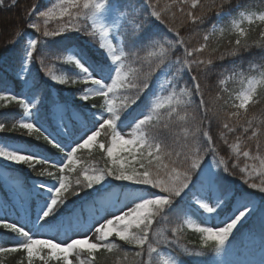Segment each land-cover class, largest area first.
Instances as JSON below:
<instances>
[{
    "label": "snow or ice",
    "instance_id": "obj_1",
    "mask_svg": "<svg viewBox=\"0 0 264 264\" xmlns=\"http://www.w3.org/2000/svg\"><path fill=\"white\" fill-rule=\"evenodd\" d=\"M180 2L190 3L192 9L197 7L201 9L198 13L192 10L184 13V8L180 9L181 13H184L193 23L203 22L212 9H216L218 15H223L221 7L215 3V0H211V3L206 5H199L198 0H180ZM143 7L148 9V13L139 21L132 22L133 38L143 39L144 46L152 48L147 57L148 71H143L142 67H133L140 58L130 59L123 48L118 50L112 43L103 42L99 43L98 47L104 53L105 60L95 65L89 64L80 52H71L72 46L62 50L70 53L65 60L68 66L75 67L78 79H71L66 74L57 75L44 65L43 60L40 61L45 76L51 82L59 85L83 84V89L78 90L77 93L80 101L88 102L90 98H100L102 103L97 112H84L67 102L52 99L46 106L49 119L41 122L40 112L42 108H45L44 97L38 81L31 77V65L34 62V55L38 52V46H45L49 38L62 36L69 30L81 31V28L75 26L73 16L79 19L83 15L86 19H91L93 31L86 34L90 38L95 36V29L99 26L103 39L104 35L110 32L109 26L105 23L107 19L105 13L110 10V0H63L58 6L53 5L47 11H40L38 16L44 18L45 25L54 17L60 19L68 17V23L61 24L57 31H49L45 26L42 42L35 36L30 35L26 38L21 49L20 66L16 73L21 93L14 94L0 82V101L16 102L23 112V117L12 124L11 130H21L29 137L34 136L36 140L42 138L61 154L58 160L50 161L47 156L39 152H29L23 147L0 143V159L12 164L26 165L36 172L37 176H46L51 180L50 185L37 182L24 192L26 201L30 202L33 197L36 198V216L33 221L36 227L40 229L45 226L52 227L51 222L57 220L61 206L68 199L67 194L75 196L82 190L93 189L96 186H100L101 195L98 198L100 208L106 210L114 207L116 201L106 198V190L103 188L109 178L113 181L129 182L132 190L126 193V198H130L131 206L126 205L127 210H121L118 214L108 213L101 220H96L92 214L89 222L82 221L80 213L74 211L67 218L57 221L55 227L57 231L63 229L65 233L75 230L76 234L82 238L68 237L67 240L59 242L56 237L43 238V233L37 236L26 231L24 227L9 223L5 218L0 217V226L4 230L17 234V242L13 246H0V253H23L26 256V264H37V261L39 264H53V262L72 264L73 256L77 258L78 264H96L98 252L118 251L119 244L122 242L138 249L135 252L138 258L142 257L146 249L149 259L147 261L139 259L138 264H150L153 254L159 256L160 264H180L179 258L171 251L160 255L173 243H176L188 255H203L201 251L193 253L191 249L179 242L180 226L171 229L177 237L173 241L165 234L166 229L154 228V225L160 224V221L173 210L178 211L182 216H190L195 211L199 217H203L200 224L207 225L213 216L221 213L227 201L232 198L231 190L224 189L219 180L221 171L231 174L227 161L219 155L213 138L207 130L202 132L205 146H201L198 134L202 131L200 127L202 121L186 111L193 102L191 99L193 91H190L187 86L180 87L179 91L176 90L179 81L183 79L184 72H188L192 80V89L200 94L201 85L198 76L192 75V66L195 65L196 72H202L204 70L201 69V64L206 68L213 64V58L210 56L205 61L189 59L193 53H202L207 48L206 44L197 49L185 47L183 59L173 58V50L184 45L183 38L179 36L177 29L169 24H165V27L168 32L174 33V39H169L167 33L151 32L152 23L164 24L165 17L162 11L157 10V7L151 3V0H143ZM135 11L139 16L140 9ZM33 14H35V7L29 12L30 16ZM121 18L117 17V19ZM174 18L173 13L170 19L174 20ZM255 20L264 24V12L259 14L241 12L238 19L232 18L227 29L236 35L231 55L235 56L241 49L249 48L247 31L242 25L245 22L254 23ZM28 27L36 34L41 32V25L35 20L30 21ZM213 30H216L215 26ZM225 31V28L219 29L221 35ZM15 35L18 41L24 33L18 30ZM260 36L264 38V31L260 33ZM204 39L207 41L208 36ZM229 43L231 44L232 41ZM211 51L214 53L216 49L213 48ZM40 54L43 55V53ZM222 58L223 54L216 57V59ZM160 76L170 78L167 87L161 85L159 89L160 92L167 91V95H158L153 92L148 97V109L145 114L139 118H129L131 106L146 95L152 87L153 78L159 80ZM220 83L223 84L224 81L221 80ZM240 83L241 89L234 95L229 94L224 100V106L235 111L221 112L205 108V118L223 119L225 121L223 128L229 133L242 128L241 135L248 141L256 143L257 154L251 158L259 160V175L264 177V156L260 152L264 147V120L257 121L254 115L251 118L248 115V107L253 102L257 88H264V71L258 77L247 78L246 83L245 78L241 76ZM24 90L33 93L31 98L23 94ZM217 99L220 97L217 96ZM204 103L201 95L200 105ZM91 107L97 106L92 104ZM182 110L184 115H180ZM173 117H178L181 121L191 118L194 122L191 143L185 141L178 149L163 143L149 130L162 118L172 121ZM232 118L234 122L230 125L227 121ZM48 125L53 126V130L50 131ZM93 127L95 130H92ZM128 128L130 131L122 132V129ZM2 130H5L4 123H0V131ZM221 136L223 137L224 133H221ZM239 141L240 137H237L235 143L229 144L228 140L224 139V143L228 144L237 155L249 157V151H241ZM93 147L106 157L105 165L103 167L91 164L81 165L77 169L75 166L78 163L76 156L78 150ZM208 155H211L210 161L206 160ZM38 165L42 166L39 171L36 170ZM73 171L77 173L74 184L67 175ZM240 171L246 174L248 168H242ZM249 187L264 192V180H261L259 184L250 183ZM95 203L97 201H93V204ZM237 205L236 212L222 227L199 226L194 224L191 218L185 220V224L199 232L203 245H212L214 252L219 256L227 250V242L233 230L256 210V205L243 197L237 201ZM20 264H24L23 259Z\"/></svg>",
    "mask_w": 264,
    "mask_h": 264
},
{
    "label": "trees",
    "instance_id": "obj_2",
    "mask_svg": "<svg viewBox=\"0 0 264 264\" xmlns=\"http://www.w3.org/2000/svg\"><path fill=\"white\" fill-rule=\"evenodd\" d=\"M61 2H63V0H15V2H13V0H2V3H0V82L14 94L22 92L20 82L16 80V73L20 66L21 49L26 42V38L31 35L42 42L44 41L42 33L45 26L49 31H57L61 24L68 23V17H64L63 19L54 17L49 19L47 25H45L44 18L38 16L40 11H47L48 8L53 5L58 6ZM125 3H135V9H140V15L137 16L136 11L130 12L129 21L124 23L118 30V35L121 38V48L129 54L130 59L140 58L137 63L133 64V67H142L143 71H148L149 60L147 57L148 53L152 51V48L150 46H144L145 41L143 39L133 38L134 26L132 23L146 16L148 9L143 7V0H110V8L113 4L124 5ZM151 3L157 7V10L162 11V15L165 17V23H152L149 21V23H152L150 31L153 33H167L169 39H174V33L168 32V29L165 27V24H169V26L177 29L179 36L184 40L183 46L173 50V58L179 57L183 59V48L185 47L197 49L205 44L207 48L202 53H193L192 57L189 59L205 61L210 56L213 58L212 65L205 68V65L201 64V69L204 70L202 72H196L195 65L192 66V75L198 76L201 85L200 94L195 93L192 89V80L188 72H184L183 79L179 81L176 90L179 91L180 87L187 86L190 91H193V97L191 98L193 102L187 107L186 111L202 121L200 125L202 131L198 134L201 146H205V138L202 132L203 130H207L213 138L214 145L217 147L219 155L223 156L228 163L229 172L231 174L221 171L219 180L224 189L231 190L232 198L227 201L219 215L225 216L230 214L241 197L246 200H251L256 205V210L233 230V234L229 237L228 242L236 246V248L244 247L247 240L262 244L264 243V192L249 187L250 183L259 184L261 180H264V177L259 175V160H253L251 158L257 154L256 143L255 141H248L245 136L241 135L242 128H237L236 132L229 133L223 128V123L225 122L223 119L218 120L214 117L205 118L204 109H215L221 112L235 111V109L224 106V100L228 98L229 94L234 95L241 89V76L245 78L246 83L247 78L254 76L258 77L259 74L264 71V38L260 36V33L264 31V24L255 20L254 23L249 24L245 22L242 25L247 31L249 48L246 50L241 49L235 56L230 53L231 49L234 47L236 35L227 30L232 18L238 19L239 13L241 12H254L257 14L264 12V0H215V3L221 7L223 15H218L216 9H212L207 13L201 23H193L184 14L189 10L197 13L200 12L201 9L199 7L192 9L190 3L185 4L180 2V0H151ZM210 3L211 0H198L199 5ZM33 7H35V14L30 16L29 12ZM181 8H184V13H181ZM73 11L75 12V10ZM173 13L175 14L174 20L170 19ZM72 19L75 22V26L81 28V31L69 30L62 34V36H58L54 39L49 38L45 46H38V52L34 55V62L31 65V77L38 81L44 97L45 108H42L40 112L42 122L49 119L46 106L52 99H59L61 102H67L77 109H82L84 112H97L102 103L100 98H90L88 102L80 101L77 93L78 90L83 89V84H56L45 76V72L42 69L41 60L44 61V65L47 68H50L57 75L66 74L71 79H78L79 77L75 67L68 66L65 60V57L70 53L62 51L68 46H72L71 52L72 50L80 52L89 64L95 65L98 62H104L105 57L101 56L98 51L95 50V47L98 46L99 43L97 34L91 38L86 34L93 31L90 19H86L83 15H81L79 19L73 16ZM32 20H35L41 25V32L39 34L34 33V31L28 27V24ZM213 26L216 28L215 31L213 30ZM220 28L226 29L223 35L219 32ZM18 30H22L24 36L17 41L15 33ZM205 36H208L207 41L204 39ZM13 41H16V43H13ZM229 41H232V43L230 44ZM213 48L216 49L214 53L211 51ZM40 53H43V55ZM221 54H223V58L216 59V57H220ZM221 80L224 81L223 84L220 83ZM155 82L156 79L153 78L152 87L148 90L146 95L131 106L129 118L144 106ZM224 89H227V91H224ZM23 94L28 98L33 95L32 92L27 90H24ZM165 95H167V91ZM201 95L205 101L202 106L200 105ZM217 96H219L220 99H217ZM92 104H96L97 107L92 108ZM180 115H184V110L180 112ZM248 115L249 118L254 115L257 121L264 120V88H257V92L253 97V102L249 104ZM22 117V109L16 102L0 101V123L5 124V130L0 131V143L10 145L16 142H24L30 146L33 152H39L41 155L47 156L50 161L58 160L61 156L59 150L47 144L42 138L36 140L34 136L29 137L21 130H11L12 124ZM227 122L231 125L234 122V118L229 119ZM166 124L167 126H165ZM48 126L50 130H53V126ZM149 130L163 143L174 149H178L185 141L189 144L191 143L194 122L191 118L186 121H181L178 117H173L172 121L162 118L155 127ZM221 133H224L223 137ZM237 137H240L239 142L241 151H249V157H244L242 154L237 155L229 148L228 144L224 143L225 138L228 140L229 144L235 143ZM66 150L68 149L66 148ZM260 152L261 155L264 156V147L261 148ZM76 156L78 163L75 167L77 169H79L81 165L88 166L89 164L103 167L106 163V157L95 147L92 149L78 150ZM41 167L42 166L38 165L36 170L39 171ZM245 167L248 168V173L242 174L240 170ZM5 170L8 180H18L25 189H30L32 185L37 182L51 183L49 177L37 176L36 172L23 164L5 167ZM67 175L69 180L74 184L77 173L73 171L67 173ZM8 180L2 181L0 178V201L9 204L16 215L19 216L21 206L11 203L13 190L8 187ZM103 188L106 192L115 189L118 193H122V191L126 189H132V186L129 185V182L113 181L109 178L103 185ZM99 189L100 186H96L93 189L82 190L75 196L70 193L67 194L68 199L66 203L61 206L57 219L72 213L76 207L84 211L89 202L93 203L94 199L101 195ZM117 199H119V196ZM36 202L35 197L29 202V207L32 210ZM189 218H191L196 225L209 226L208 224L201 225L197 218L182 216L178 211L173 210L166 215L165 219L160 221V224L154 225V228L166 229L165 234L170 240L175 241L177 237L171 232V229L180 226L181 232L179 234V242L191 249L193 253L201 251L203 255H188L184 253L176 243L168 246L165 251H171L185 264H211L216 254L213 250V246L203 245L201 234L185 224V220ZM53 223H55V221L51 222V224ZM37 229L39 228L37 227ZM3 237L8 238L7 246H13L17 242V234L4 230L2 226H0V241ZM136 251H138V249L121 242L118 251L98 252L96 254V264H138L139 259H144L146 261L149 259L146 249L142 257L139 258L135 256ZM22 259L24 260V264H26V256L23 253H0V264H20ZM37 264H39V261H37ZM53 264H55V262H53ZM150 264H160L157 254H153Z\"/></svg>",
    "mask_w": 264,
    "mask_h": 264
},
{
    "label": "rangeland",
    "instance_id": "obj_3",
    "mask_svg": "<svg viewBox=\"0 0 264 264\" xmlns=\"http://www.w3.org/2000/svg\"><path fill=\"white\" fill-rule=\"evenodd\" d=\"M135 8H136L135 3L134 4L125 3L124 5L113 4L109 12L105 13V16L107 17L105 23L109 26L110 32L106 33L102 39L100 35L99 26H97L95 29V32L98 37V42L112 43L118 50L121 49V38L118 35V30L124 23L129 21L128 19L129 14L130 12L135 11L136 10ZM118 16L122 18L117 19ZM113 21H115V23H113ZM90 22L92 23L91 19ZM95 50L98 51V53L101 56L105 57L104 53L99 49L98 46L95 47ZM72 52L75 51L72 50ZM169 79H170L169 77L160 76L159 80H156L149 96H151L153 92H156L158 95H165L166 91L160 92L159 89L161 85L167 87ZM147 109H148V98L146 99L144 106L130 118L141 117L143 114H145ZM92 130H95V128L93 127ZM127 131H130V128L122 129V132H127ZM10 145L13 147H23L26 148L29 152H33L30 146L24 142H16ZM207 160L208 161L211 160V155L208 156ZM12 165H16V164H12L11 162H6L0 159V178L2 181L8 180L5 167ZM7 184L8 187L13 190L11 203L21 206V209L19 211L20 214L19 216H17L15 211L11 208L9 204H5L0 201V217L5 218L6 221L9 223H16L18 226L24 227L26 231H30L31 233L36 234L37 236H39L40 233H43V238L56 237L57 242L67 240L68 237L82 238V236H78L76 234L75 230L69 231L67 233H65L63 229L57 231L55 227L57 221H59L61 218H67L69 214L64 217H61L60 219H57V221H55V223L52 224V227L45 226V228L43 229L40 228L37 229V227L33 224V221L35 220V216H36L37 202L35 203L32 210L29 207V201H26L24 198V192L26 189L21 186V183L18 180H8ZM48 184L50 185L51 183ZM131 190L132 189H126L122 191V193H118L115 189H112L109 192H106L105 193L106 198L116 201L114 207L108 208L106 210L100 208L98 202V198L100 197L99 196L94 199V201H97L95 205L92 202H89L85 207L84 211H81V209H79L78 207H76L74 211L80 213L81 220L85 222H89V217L92 214H94L96 220H101V218L105 217L108 213L118 214L119 211L121 210H127L126 205L131 206L130 198H126V193L130 192ZM137 190L139 192V189ZM118 196L119 199H117ZM237 206L238 205L234 206L233 211L228 215L213 216L210 222L208 223V225L221 226V227L224 226V223L229 221V219L236 212ZM191 216L197 218L199 221L203 219V217H199L198 214L195 213V211L191 213ZM7 245H8V238L3 237L2 240L0 241V246H7ZM165 253L166 251L161 253L160 255H164ZM71 259H72V264H77V258L75 256H73ZM180 264H185V263H183L180 260ZM211 264H264V243L261 244L259 242L247 240L244 247L236 248V246L227 242V250L219 256L215 254Z\"/></svg>",
    "mask_w": 264,
    "mask_h": 264
}]
</instances>
